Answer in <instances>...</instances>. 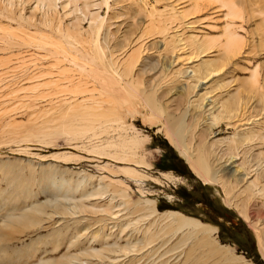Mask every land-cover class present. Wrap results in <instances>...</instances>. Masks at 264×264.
<instances>
[{"label":"rangeland","instance_id":"obj_1","mask_svg":"<svg viewBox=\"0 0 264 264\" xmlns=\"http://www.w3.org/2000/svg\"><path fill=\"white\" fill-rule=\"evenodd\" d=\"M71 1L73 3H66L64 5L60 3L58 6L52 7L47 5V2L42 3V1L39 2L38 0H23L20 2L19 0L13 2H10V0H0V214L5 216L8 208L10 210L13 205V195L16 194V191H18L17 194L21 195L24 193L23 190L34 192V194H37L38 200L44 201L46 195L42 191L45 181L49 182V179L46 178L48 172L53 171L56 177L71 179L75 183L82 180L84 184H87L86 187L88 189L95 185L97 187L99 181L105 179L115 180L116 178L112 187H116L117 183V188L119 185V188L122 186L126 187L132 202H141L145 199L155 200L159 212L172 210L210 224L218 228L216 235L219 242L231 249H235L233 253L237 256H243V261L249 260L254 264H264V256L259 248L255 230L239 215L237 210L225 204V196L219 186L204 184L193 173L189 163L166 134L161 115H151L150 109L144 107L143 100L141 105L140 103L136 104L134 114H126V122L129 126L127 127V133L132 134L135 131L134 129H136L142 138L145 137V143L142 147H139L138 153V159L144 161V163L122 164L111 156L109 157L106 154L101 155L99 148L105 146L107 142V138L101 133L102 130H99L98 134L93 136L91 127L86 126L88 135L79 139L72 138V136L64 133L62 129H57L60 117L58 113L54 112V103L57 100L65 98L72 100L73 96L70 95L71 91L69 90H72L73 85L82 83L87 84L89 90L96 89L93 90V92L95 91L94 93L79 95V101L82 100V96L88 100L92 98L102 100L101 96H105V89H103L104 86H102L100 79L89 76V73L86 74L85 71H83L85 73L84 78L76 75L80 73L79 70L82 68L66 74L67 76L74 77L73 85H70L67 82L68 79L64 80L61 78V74L58 75L54 71L55 66H52V64L55 62V59L48 53V49H45L47 45L39 42V40L44 39L43 35L51 37L53 40L61 38V32L57 29L60 25L63 33L69 28V30L71 29L70 32L77 33L81 31L83 35L88 36L92 31L89 25L90 20H92L89 11L91 9L98 10L100 16L98 19L100 21L98 19L95 20L97 23L93 28L95 33L92 32L94 34L102 32L101 37H103L105 29L101 20L105 19L106 25L111 24L110 27H113V23L117 24V26L111 28L116 33L115 43L121 45L129 41L128 51L126 50L127 52L121 55V60H124L128 53L130 54L132 50L144 43L141 53L133 56L136 60V65L132 74L142 83L140 87H148L149 89L153 81L158 77V75H148L153 71L152 68L157 64L168 66L170 61V57L167 54L160 52L161 48L158 41L164 38H167L168 41L173 35L172 41L174 46H177L175 54L183 57L179 59L180 62L177 61L174 64L169 76L165 74L162 77L160 76V82L163 87L155 95L171 113L176 110L177 113L181 114L187 108L186 104L189 99L193 101L199 98V95L205 91L212 90L213 92L211 91L208 95L210 97L211 95H219L221 96V100L227 99L231 94L236 93L238 89L241 92V96L246 97L251 95L248 88L252 81V73L257 68L260 74L261 86H264V0H158L156 2L147 0L148 3L146 0H109L108 2L110 3L106 7L104 3L106 0ZM149 2L155 3L157 18L173 14H176L177 17H171L173 18V22L168 23L170 29L166 34L152 35L155 30L151 29L149 31V38L138 43H131L132 37L137 34L136 32H140L138 25H135L134 22L145 18L147 13L151 11ZM232 2L236 10L243 9V18L227 15L229 10L225 5ZM97 3H100L101 7H99L100 4L96 6ZM91 4L95 5V7H92ZM83 10H86L87 12H84L87 14H84ZM9 15L11 17H8ZM12 16L16 20L12 19ZM171 18H168V20ZM231 22H234L237 26H242L237 29L246 38V44L240 53L232 54L233 58L227 62L221 58L222 54L220 53L222 51H220V45L226 39L228 24ZM7 28L13 30V33L5 32ZM27 33L36 39L28 41L26 37ZM186 41L189 44L185 45ZM107 45L112 46V39L108 40ZM183 48L185 49L181 52L182 50L180 51V49ZM196 51H201L199 52L201 56L192 62L185 59L192 52ZM115 55H117L116 51ZM63 61L65 62L62 64L63 68L71 67L68 60L64 59ZM144 61L150 63L147 64ZM223 64L226 65L220 72H215V75L212 74L205 79L206 83H203L201 90H197L193 94H182L179 92V89L184 84L196 81L194 78L196 73L192 72L194 69L191 67L209 65V69L213 70L221 67ZM48 65L49 71L53 70L52 73H55L45 74L44 70H46L45 67ZM142 66H146V72L143 77L139 78V68ZM124 69L125 65L123 62L120 71ZM54 74L60 76L59 79ZM58 81L60 84L57 83L58 86H55ZM229 84L232 87L227 92L218 90L220 85ZM176 87L178 88L175 89ZM171 89L173 93H171ZM125 97L127 96L125 95ZM261 99L264 100V88L252 99L250 105L252 107L257 106ZM88 105L94 106L93 100H89ZM50 107L52 108L51 112L48 110ZM128 109L126 108L125 113H127ZM103 111L95 110L97 115L103 113ZM69 116L75 122H79L81 118L78 112L69 113ZM187 119L188 121L191 120L190 117ZM93 124L98 127L100 122L97 123L95 121ZM73 126L74 128H80L78 124ZM55 130L58 133L52 134L51 132ZM219 132L220 134H217V138L229 136L232 131L222 129ZM111 134L113 135V133ZM112 135L110 140L115 139ZM122 135L126 136V132L124 131ZM55 165L57 171H54L56 170ZM123 166L136 167L138 171L148 177L145 178L146 180L143 183H137L130 176L128 177V174L126 175L125 172H116L119 167ZM110 195V193L105 195L106 198L99 201L109 202ZM122 199L124 198L118 196L113 200V211L115 212L113 213L115 215H122L120 216L121 220L115 219L114 221H119L121 226H126L127 229L126 232L122 233L119 229L113 230L111 228L113 238L110 242L118 241L121 244H126L125 241H128L125 239L126 236L131 237L133 235L131 233L135 231L138 237H142L146 228L153 229V231L163 228L162 232L169 231L164 226L166 222L164 223L160 216L154 214L139 218L138 214H141L143 210L141 212L134 210V204L127 206L123 203L124 200ZM259 207L260 205L254 206V209L250 211L253 212L251 213L252 218L255 219L257 217ZM95 221L81 223V227L79 228L81 238L86 234V230L83 229L84 227L88 228L87 232H89L90 236L100 228L99 223H95ZM54 226L56 228V224H49L48 222L43 225V228L38 229L39 231L35 229L37 230L36 232H30L32 231L30 230L28 233L26 232L24 238L1 245L0 254L3 255L6 252L5 256H7L5 264H18L20 262L31 264L41 257H60L66 252L67 244H61L62 246H58L57 250L53 252L57 238L54 237L55 235L49 236L48 232H51ZM57 227H62V225H57ZM69 229L71 230V228ZM67 231L65 232L66 237L71 234ZM39 234L43 236L41 239L45 238L47 243L43 239H38L39 244L36 243L32 249H27L25 244L30 242L31 239L39 237ZM120 234L122 237H119ZM165 236L161 239L162 241L158 240L166 244L165 246L160 248L156 246L154 249L152 247L155 251L158 247L157 254L154 251L153 253L155 254L148 253V251L146 253L143 251L144 254L142 252L136 253L140 255L141 259L136 254L134 258H132L133 256L128 257L123 254L124 257L119 256L121 260H124L122 264H128L130 262L128 261L129 258H132L135 262H130V264H161L164 260H168V258H170V262L177 260V250L175 249L176 251H174L172 247L176 243L175 241H178L180 235L172 236L171 234H165ZM61 240L63 239L61 238ZM83 241L85 244L87 243L86 240ZM42 243L43 245H40ZM85 244H82V246ZM99 245L97 241L93 244L95 247H100ZM16 246L23 248L24 254L22 260H15L18 257L12 255L14 253L13 249ZM39 246L40 248L37 249L36 247ZM147 246L149 247V245ZM4 247H8L6 251L3 250ZM10 250L12 251L10 252ZM19 254L17 253L16 255ZM148 254L150 255L148 256ZM28 255L30 258L27 260ZM159 257L160 259H158ZM182 259H184V255ZM117 261L120 262V260ZM117 261L112 262V264H118ZM94 262H98V259L94 260ZM105 264H111V262Z\"/></svg>","mask_w":264,"mask_h":264},{"label":"bare ground","instance_id":"obj_2","mask_svg":"<svg viewBox=\"0 0 264 264\" xmlns=\"http://www.w3.org/2000/svg\"><path fill=\"white\" fill-rule=\"evenodd\" d=\"M13 1L15 0H10V2ZM20 1L23 0H19V2ZM38 1H42V3L47 2V5L52 7L58 6L60 3L64 5L72 2L71 0ZM108 1L109 0H106V2H104L105 7L110 3ZM153 1L156 2L158 0ZM99 4L100 3H97L96 6ZM149 4L151 5V11L147 13L145 18L134 22L135 25H138L140 32H136L137 34L132 37L131 43H138L139 41H144L149 38V31L151 29L155 30L152 35L166 34L170 29L168 23L173 22L172 19L177 17L176 14H173L157 18L155 3L149 2ZM246 5L245 1V6ZM225 6H227L229 10L227 12L228 16L244 17L243 9H239V11L236 10L233 2ZM92 7H95V5H92ZM99 7H101V4ZM84 11L86 10H83V12ZM86 12H84V14H87ZM89 12L92 19L90 20L89 25L93 31L94 25L97 24L95 20L100 16L98 10L95 11L91 9ZM8 17L11 16L9 15ZM168 18L171 19L168 20ZM12 19H15V17L12 16ZM101 21L105 29L103 37H101V31V33L97 34H94L95 32L93 31V33L91 31L88 36H85L81 31H78L77 33L70 32L71 29L69 30V28H67L63 33V29L60 25L57 29L61 32V38L53 40L51 37L42 34L44 39L39 40L41 44L48 46V48L46 46L45 49H48V53L55 59V62L52 64V66H55L54 71H56L58 75L61 74V78L64 80L68 79L67 82H69L70 85H73L74 77L67 76L66 74L73 72V70H78V68H82L79 70L80 73L76 75H80L81 78H84L85 73L83 71H85L86 74L89 73V76H93L95 79H100L102 86H104L103 89H105V96H101L102 100H97L96 98L89 99L93 100L94 103V106H91L88 105V99L82 96V100L79 101L78 96L94 93L95 91L93 92V90L96 89L89 90L87 84L82 83L73 85L72 90H69L71 91L70 95L73 96L72 100L70 98H65L57 100L54 103V112L58 113V116L60 117V123L58 124L57 129H62L64 133L72 136V138L79 139L80 137L82 138L83 136L88 135L86 126L91 127L93 130V136H96L98 131L102 130L101 133L107 138V142L105 146L99 148V153H101V155L106 154L109 157L111 156L122 164L144 163V161L138 159V153L139 147H142L145 143V137L142 138L140 133L134 128V133H127V127L129 126L126 122V114H134L136 104L140 103L141 105L143 100L144 107L150 109L151 115H161L160 117H162L163 127L166 134L169 136L170 141L175 144L176 148L180 151V154L189 163L193 173L200 178L204 184L219 186L223 190L225 204L228 207L237 210L239 215L255 230L259 248L264 256V100H259L257 106L252 107L250 105L252 99H254L259 91L264 88L260 83L261 79L259 77L260 74L258 73V68L252 73V81L248 88L251 95L246 97L241 96V92L238 89L236 93L231 94L227 99L221 100V96L219 95H211V97L208 95L212 90L205 91L199 95V98L195 99L198 101H191L189 99L186 104L187 108L183 113L179 114L176 110L171 113V111L162 104V101L156 98L155 94L163 87L160 82V76L162 77L164 74L169 76L174 64L177 61L180 62L179 59L183 57L175 54L177 46H174L172 41L173 35L168 41L167 38L158 41L161 48L160 52L167 54V56L170 57V61L168 66L157 64L152 68L153 71L148 75H158V77L148 89V87H140L142 83L132 74L136 65V60L133 56L141 53V48L144 43L132 50L130 54L128 53L124 60H121V55L128 51L127 49L130 45L129 41L121 45L115 43L116 33L113 32L111 28L117 26V24L113 23V27H110L111 24L106 25L105 19H102ZM236 26L237 25H235L234 22L228 24L226 39L220 45V51H222L220 53L222 54L221 58L227 62L233 58V56H231L232 54L240 53L246 44V38L241 35L237 29L242 26ZM5 32L13 33V30L7 28L5 29ZM26 37L28 41L36 39L28 33L26 34ZM109 39H112V46L107 45ZM187 44L189 43L186 41L185 45ZM184 49L185 48L180 49V51L182 50L181 52H183ZM115 51L117 52V55H115ZM199 52L201 51L192 52L190 56L185 59L192 62L194 59L201 56V53ZM64 59L70 62L71 67H62V64L65 63L63 61ZM148 61H144V63H150ZM123 62L125 69L120 71ZM49 65L45 67V74H51L53 71H49ZM225 65L226 64H223L221 67L213 70L209 69V65L191 67L194 69L192 72H194V74L196 73L194 77L196 81L184 84V87L182 86L181 89H179V92L182 94H193L195 91L201 90L203 88V83H206L205 79L212 74L215 75V72H220ZM139 70L140 73L138 77L141 78L146 72V66L140 67ZM58 75L55 77L59 79L60 76ZM57 83L60 84L58 81L55 86H58ZM231 87V84L220 85L218 90L227 92ZM177 88L178 87L175 89ZM171 93H173V90ZM125 95L127 97H125ZM126 108H129L127 113H125ZM48 110L51 112L52 108L50 107ZM95 110L104 111L97 115ZM74 112H78L81 115L79 122L70 119L69 113ZM189 117L191 120L188 121L187 118ZM95 121L97 123L100 122L98 127L93 124ZM75 124H78L80 128H74L73 125ZM222 129H225L226 131L231 130L232 132L229 136L217 138V134H220L218 131H221ZM124 131L126 132V136L122 135ZM51 133L56 134L58 131L55 130ZM111 133H113V135ZM111 135L115 137L114 140H110ZM51 169L54 170L53 168ZM119 169L116 172H125L126 175L128 174V177L130 176L137 183H143L146 180L145 178L148 177L138 171V168L136 169V167L131 168L123 166L121 168L119 167ZM54 171H57V167ZM46 178L49 179V182L47 183L45 181V185L42 183V185H44L42 192L46 195L44 201L38 200L37 194H34V192L23 190L24 193L21 195L17 194L18 191H16L15 195L12 194L14 200H12L13 205L10 210L8 208V212L6 211L7 213L5 216L0 214V246L24 238L26 232L28 233L30 230H32L30 232H36L38 229L43 228V225L48 222L49 224H56V228L54 226L53 230L48 232L49 236L55 235L54 237L57 238L53 252L57 250L58 246H62L64 243L67 244L66 252L60 257H41L31 264H105L110 262L112 264V262L117 260H120V262L117 261L118 264H122L124 260H121L120 257L123 256V254L128 257L133 256L132 258L135 257L136 253H143V251H145V253L147 251L148 253H153L154 251L157 254V250H159L158 247L160 248L166 245L163 242L158 241L166 237L167 235L165 236V234H171L172 236L180 235L178 241H175L176 243L172 247L174 251L177 250L176 255L179 258L176 257L177 260H174L176 259L174 258L173 260L175 262H170V258H168V260H164L161 264H254L249 260L243 261V256H237L233 253L235 249H231L227 245L221 244L216 235L218 228L203 223L201 220L183 215L180 212L172 210L159 212L155 200L145 199L141 202H132L126 187L121 185L122 187L119 188V185L117 188L118 183L116 187H112L116 178L115 180L105 179L99 181L97 187L96 185L92 186V188L89 186L90 189L86 187L87 184H84L82 180L76 181L75 183L72 182L71 179L56 177V175L53 174V171L48 172ZM117 181H119V179H117ZM109 193L111 194L109 202L99 201L100 199H105V195ZM118 196L124 198L122 200H124L123 203L125 205L130 206L134 204V210L140 212L143 210L141 214H138L139 218L154 214L160 216L162 221L164 223L166 222L164 226H166L169 231L162 232L163 228H160L157 231L146 228V232L144 231L142 237H138L135 231H133L134 233L131 231L132 233H130L133 235L131 237L128 236L129 238L126 236L125 239L128 240L125 241L126 244H121L118 241L110 242L113 238L111 228H113V230L119 229L122 233L126 232L127 229L126 226L122 227L119 221H114L115 219L121 220L120 216H122L121 214L115 215V212L113 211V200ZM258 205H260L259 213L257 212L258 215L254 219L251 215L253 212L250 211L254 209V206ZM85 221L98 222L100 228L90 236L89 232H87L88 228L84 227L83 229L86 230V234L81 238L79 228L81 227V223ZM57 225H62V227H57ZM69 228H71V230ZM66 231L71 233L70 236L66 237ZM139 235L141 234L139 233ZM41 237L43 236H40L39 234V237L37 236V238L31 239L30 242L25 244L26 248L32 249L36 243L39 244L38 239H43H41ZM119 237H122L121 234ZM61 238L63 240H61ZM43 240H45V238ZM83 240H86L88 244H85ZM95 241L100 244V247L93 246ZM45 242L47 243L46 240ZM43 243L40 245H43ZM82 244L85 245L82 246ZM147 245H149V247ZM156 246L158 247L155 251L153 249ZM6 248L4 247L3 250L6 251ZM36 248L39 249L40 246ZM73 250H75V252H73ZM11 251L12 250H10V252ZM13 252L12 255L18 257L15 260H22L24 254L22 247L16 246V248L13 249ZM17 253L20 254L16 255ZM33 253L35 254V252ZM36 253L38 252L36 251ZM5 254H0V260H2L0 264H5V260L7 259ZM136 255L140 258L139 254ZM149 255L150 254H148V256ZM183 255L184 259H182ZM29 258L30 256L28 255L27 260ZM132 258H129L128 261L133 263L134 260ZM97 259L98 262H94V260ZM158 259H160V257ZM130 262H128V264H130ZM18 264L23 263L20 262Z\"/></svg>","mask_w":264,"mask_h":264}]
</instances>
